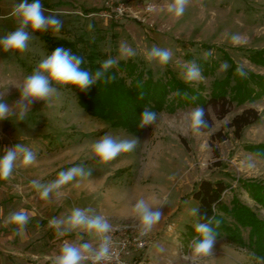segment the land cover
<instances>
[{
  "label": "rangeland",
  "instance_id": "obj_1",
  "mask_svg": "<svg viewBox=\"0 0 264 264\" xmlns=\"http://www.w3.org/2000/svg\"><path fill=\"white\" fill-rule=\"evenodd\" d=\"M106 1L41 0L45 15H57L63 21L61 30L31 33L33 38L24 52L6 53L0 49V95L5 94V102L16 113L0 121V156L17 143L36 153L34 164L25 167L18 160L12 176L0 180V264H53L65 242H88L93 248L98 247L100 241L94 233L77 230L58 237L49 226L52 218L64 219L74 208H92L105 216L112 227L132 225L140 232V221L133 209L140 199L153 207L164 205L161 220L143 236L147 241L145 264H264V258L250 247L249 228L237 224L232 213L233 206L239 204L264 221V208L252 196L254 186L264 188V156H256L253 151L264 146V95L241 104L234 102L222 119L209 109L212 127L199 133L191 130L188 122L195 105L179 107L173 113L158 112L156 122L137 134L90 116L78 105L69 87L57 89L58 94L48 100L33 103L23 121L19 119L21 109L15 105L24 79L51 53L45 38H81L88 50L99 53L100 63L109 57L123 62L132 60L142 70H149L153 79L174 78L185 83L181 66L195 60L204 79L185 84L202 96L211 94L214 84L225 78L227 71L221 70V65L227 62L230 67L227 59L236 67L244 65L247 77L249 73L264 77V66L251 60L259 57L254 52H262L264 57V0H189L179 18L167 11L172 0H135V9H140L141 3L151 6L140 21L131 16L120 21L102 16ZM18 3L20 0H0V37L18 27L14 15ZM89 24L93 26L91 31ZM233 34H240L242 42L234 44ZM124 44L136 55H123ZM153 46L171 50L173 56L168 65L149 64L145 59ZM208 51L213 55L205 59ZM229 86H234L232 79ZM250 86L254 91L258 88ZM230 87L228 97L232 96ZM172 96L173 93L169 97ZM249 107L257 110L259 119L245 127L236 139L232 129L224 125ZM217 131H222L226 139L213 142L218 149V157H213L209 140ZM104 135L116 139L133 136L139 142L132 152L99 163L91 146ZM250 155L255 161L253 168L246 166ZM78 165L91 169V176H77L54 190L48 200L40 198L32 181L49 184L59 172ZM201 180L226 184L221 195L226 211L216 213L224 225L237 231L241 244L221 232L213 255L193 260L190 245L196 239L193 224L198 221L191 214L197 206L192 192ZM20 210L26 211L30 220L24 234L16 235V226H5L4 221L10 213ZM90 262L91 258L84 264Z\"/></svg>",
  "mask_w": 264,
  "mask_h": 264
},
{
  "label": "clouds",
  "instance_id": "obj_2",
  "mask_svg": "<svg viewBox=\"0 0 264 264\" xmlns=\"http://www.w3.org/2000/svg\"><path fill=\"white\" fill-rule=\"evenodd\" d=\"M189 0H172L168 5L167 11L179 18L185 13ZM14 15L18 20V27L0 37V49L4 52H24L28 49L29 41L33 38L31 33L48 31L59 32L63 27V21L57 15H45V10L41 0H20V3L15 5ZM88 30L91 31L93 26L89 24ZM29 29L31 31H29ZM243 40L240 34H233L231 41L234 44H239ZM123 55L129 57L135 56L136 52L127 44L121 45ZM213 53L208 51L204 53V58L212 56ZM173 53L166 48L153 46L147 51L145 59L149 64L155 63L158 66H166L172 60ZM85 63L84 58L74 54L71 48L62 46L56 47L49 55L42 59L33 73L28 75L23 84L19 87V99L15 105L19 106V119L23 121L25 113L30 110V106L36 101H45L58 94L56 87L53 84L60 86H72L81 91L88 90L97 81L103 80L104 83H112L116 80L115 75H107L109 70L118 64V59L109 57L101 62L100 69L94 74L89 70L81 67ZM181 79L187 84L202 81L204 79L202 69L195 60L187 61L182 64ZM229 65L224 62L221 65V70L227 71ZM236 74L240 77H246L244 65H238ZM5 95V94H4ZM4 95H0V121L8 119L13 112V107H10L4 100ZM176 95H180L177 91ZM187 98L188 94L184 93ZM140 98H143L141 96ZM192 100L197 97L192 96ZM157 120V113L150 109H145L140 117L139 127L145 128L153 125ZM189 127L194 132L199 133L202 129L210 127V122L207 118V111L203 107H196L188 114ZM139 139L131 137L127 139H116L111 135H104L91 146L93 157L99 163H107L114 160L122 153L132 152ZM256 156L259 153L255 154ZM27 167L35 163L36 153L23 144H15L10 148H6L4 154L0 156V180H8L17 166V161ZM246 166L249 168L255 167L254 157L250 155L247 158ZM77 176H91V169H86L83 165H78L61 171L58 173V178L49 183L41 184L38 181H32L33 187L37 190L40 198L48 200L50 194L73 181ZM163 204L158 207H153L144 199L135 202L133 209L140 221V235L145 236L153 227L161 220L163 216ZM215 204H213V209ZM191 214L199 217V222L193 224L196 239L190 245L191 257L196 260L201 257H210L213 255L214 246L216 244L218 233L215 231L213 224L218 228L220 221L214 217H207L206 213L199 215V208H192ZM30 217L24 210L15 211L9 214L4 221V225H15V234L23 235ZM201 220L205 222H201ZM49 226L56 230L58 237H63L74 231L82 230L89 234H96L99 238V245L96 248L88 242L74 244L65 242L60 253L55 257L53 264H84V261L91 258L94 264H100L110 258L111 236L108 235L112 231V225L103 215L96 214L92 208H74L69 216L64 219L52 218L49 221ZM78 239L83 240L82 236ZM163 251V249H161ZM88 254V255H86Z\"/></svg>",
  "mask_w": 264,
  "mask_h": 264
},
{
  "label": "trees",
  "instance_id": "obj_3",
  "mask_svg": "<svg viewBox=\"0 0 264 264\" xmlns=\"http://www.w3.org/2000/svg\"><path fill=\"white\" fill-rule=\"evenodd\" d=\"M45 44L51 52L56 47L71 48L74 54L84 58L85 63L82 68L89 70L93 74L100 69L101 63L97 61L99 53L94 50H88L83 44L81 38L73 40L45 38ZM258 58H252L253 63L264 66V57L262 52H254ZM230 67L227 70L225 78L214 84L211 94L202 96L198 91L189 87L187 84L171 79H153L149 70H142L139 65L132 60L126 62L118 61V64L111 68L107 75H115L116 80L112 83H104L103 80L97 81L88 90L81 91L72 86H60L53 84V87L60 89L69 87L74 91L78 105L84 109L90 116L101 120L111 127L122 128L130 133H139L142 128L139 127L140 117L147 108L156 113L166 110L173 113L177 108L186 105H195L203 107L207 111V118L210 127L202 129L200 132H208L212 127V119L209 115V109H212L217 119H222L227 115L232 104H241L253 98L264 95V77L249 73L248 77H240L236 74V65L227 59ZM234 81V86H229L230 80ZM253 84L258 87L253 90L250 86ZM230 87L232 96L228 97L227 89ZM177 91L180 95H176ZM173 93L172 98L169 97ZM187 93V98L184 96ZM143 96V98H140ZM197 97L192 100L191 97ZM259 119V114L254 108H245L240 113L235 114L231 120L224 125V128L232 129L236 139L241 137L243 129ZM226 136L222 131H217L211 135L209 145L213 157H218V149L213 142H223ZM259 153L258 156H264V146H257L253 150ZM227 188L222 181L211 182L201 180L194 191L192 198L196 202V208H199V215L206 213L207 217H214L219 220L220 226L215 228L218 235L221 232L226 233L232 242L241 244V239L237 231L223 224L222 219L216 213L218 210L226 211V207L221 200V195ZM253 199L264 208V188L254 186ZM213 204L215 208L213 209ZM235 204V203H234ZM232 213L237 224L249 228L248 241L252 250L260 258H264V221L256 218L253 212L247 207L239 204L233 206ZM199 222V217H196ZM201 222H205L201 220Z\"/></svg>",
  "mask_w": 264,
  "mask_h": 264
},
{
  "label": "built area",
  "instance_id": "obj_4",
  "mask_svg": "<svg viewBox=\"0 0 264 264\" xmlns=\"http://www.w3.org/2000/svg\"><path fill=\"white\" fill-rule=\"evenodd\" d=\"M135 0H107L100 14L120 21L123 17H133L138 21L143 20L144 15L149 13L151 6L148 3H141L140 9H135L138 5H132ZM140 17L138 18L136 14ZM111 236L110 258L101 261L100 264H145V250L147 241L134 226L119 225L113 226L108 233ZM90 264H94L91 259Z\"/></svg>",
  "mask_w": 264,
  "mask_h": 264
}]
</instances>
